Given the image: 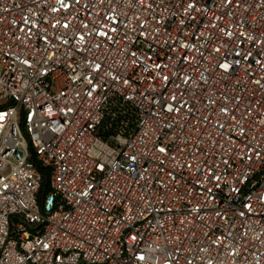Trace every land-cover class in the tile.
<instances>
[{
	"label": "built area",
	"instance_id": "obj_1",
	"mask_svg": "<svg viewBox=\"0 0 264 264\" xmlns=\"http://www.w3.org/2000/svg\"><path fill=\"white\" fill-rule=\"evenodd\" d=\"M0 264H264V0H0Z\"/></svg>",
	"mask_w": 264,
	"mask_h": 264
}]
</instances>
